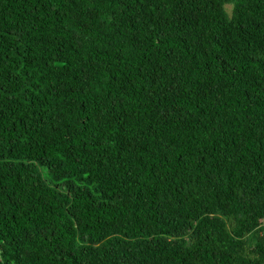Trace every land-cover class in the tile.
I'll list each match as a JSON object with an SVG mask.
<instances>
[{
    "label": "trees",
    "instance_id": "obj_1",
    "mask_svg": "<svg viewBox=\"0 0 264 264\" xmlns=\"http://www.w3.org/2000/svg\"><path fill=\"white\" fill-rule=\"evenodd\" d=\"M0 264H264V0H0Z\"/></svg>",
    "mask_w": 264,
    "mask_h": 264
}]
</instances>
